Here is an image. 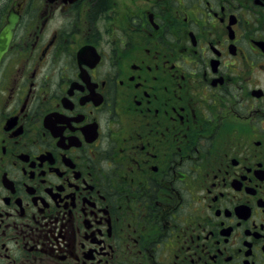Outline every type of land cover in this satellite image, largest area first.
I'll use <instances>...</instances> for the list:
<instances>
[{
    "label": "flooded vegetation",
    "instance_id": "af4514ba",
    "mask_svg": "<svg viewBox=\"0 0 264 264\" xmlns=\"http://www.w3.org/2000/svg\"><path fill=\"white\" fill-rule=\"evenodd\" d=\"M0 264H264V0H0Z\"/></svg>",
    "mask_w": 264,
    "mask_h": 264
},
{
    "label": "water",
    "instance_id": "95a60500",
    "mask_svg": "<svg viewBox=\"0 0 264 264\" xmlns=\"http://www.w3.org/2000/svg\"><path fill=\"white\" fill-rule=\"evenodd\" d=\"M15 21L16 20L14 18L8 19L7 23L1 29L0 40H1V38H4V42H8V40L11 36L12 29H13L14 24H15ZM4 48H5V45H4ZM1 52H2V50H0V53Z\"/></svg>",
    "mask_w": 264,
    "mask_h": 264
},
{
    "label": "trees",
    "instance_id": "16d2710c",
    "mask_svg": "<svg viewBox=\"0 0 264 264\" xmlns=\"http://www.w3.org/2000/svg\"><path fill=\"white\" fill-rule=\"evenodd\" d=\"M106 4V0H95V6L101 8Z\"/></svg>",
    "mask_w": 264,
    "mask_h": 264
}]
</instances>
